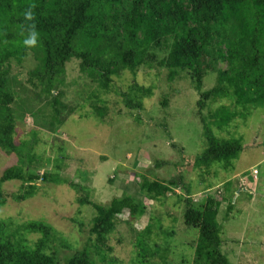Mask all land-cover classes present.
<instances>
[{"label":"rangeland","instance_id":"obj_1","mask_svg":"<svg viewBox=\"0 0 264 264\" xmlns=\"http://www.w3.org/2000/svg\"><path fill=\"white\" fill-rule=\"evenodd\" d=\"M36 64L32 54L21 66L12 62L15 143L21 157L0 149V177L22 158L33 174L51 172L53 177L87 187L88 198L95 203L106 204L124 195L140 200L143 213L134 219L127 213L121 215L109 236L112 250L106 251L107 259L115 264H139L133 244L138 233L147 228L151 231L147 239L151 264H162L159 255L151 257L149 253L151 247L164 246L168 230L173 234L165 252L166 264H193L198 230L183 219L186 186L194 203L208 195L223 200L219 221L222 250L229 260L264 264V106L253 108L248 115H237L221 130L210 127L219 138L241 141L243 149L233 167L213 164L208 169L197 168L194 159L205 150L207 141L198 113L199 93L185 73L171 81L168 70L156 63L153 67L141 65L135 73L120 69L110 88L99 91L97 82L80 70V60L72 58L66 63L65 82L58 91L61 103L55 114L51 96L28 79ZM133 82L143 89L139 108H129L123 96ZM216 82L217 74L208 73L204 90ZM222 104L235 108L229 100L218 98L203 111L207 121H213L212 113ZM141 175L178 181V187L151 200L140 190ZM35 183L31 197L21 201L7 198L0 206V219L16 223L44 220L67 239L73 251L89 245L96 264H105L98 253L102 245L97 247L89 233L95 209L76 202L78 194L66 184ZM2 188L9 196L22 191V182L8 181ZM72 249L62 248L60 258Z\"/></svg>","mask_w":264,"mask_h":264},{"label":"trees","instance_id":"obj_2","mask_svg":"<svg viewBox=\"0 0 264 264\" xmlns=\"http://www.w3.org/2000/svg\"><path fill=\"white\" fill-rule=\"evenodd\" d=\"M31 54L37 64L28 79L44 95L51 96L55 114L61 103L58 91L65 82L66 63L72 58L80 60V70L97 82L99 91L110 88L120 69L135 73L141 65L153 67L156 63L168 70L171 81L185 73L199 93L198 113L207 141L205 150L194 159L195 167H233L243 149L241 141L219 138L210 127L221 130L237 115L242 117L264 106V0H0V149L7 155L21 157L15 143L12 62L21 66ZM221 64L227 67L223 69ZM208 73L217 74V82L204 90ZM142 91L133 82L123 94L129 108L142 107ZM218 98L229 100L235 108L220 105L209 122L203 111ZM20 161L0 177V206L8 197L17 201L31 197L38 180L68 185L78 194L76 202L89 204L96 211L89 233L97 247L98 243L102 245L98 251L101 262L115 264L107 259L106 251L112 250L109 236L124 213L138 218L143 203L132 195L114 197L106 204L95 203L88 198L87 187L53 177L51 172L33 174L29 164H23L22 158ZM13 180L22 182V191L6 196L2 186ZM139 184L151 200L178 187V181L144 175ZM185 192L184 222L198 230L193 264H234L222 250L219 215L223 200L208 195L194 203L186 186ZM172 234L165 232L164 246L151 247L149 255H159L162 264H166L165 252ZM150 235L147 228L135 237L133 247L139 264H151L147 260ZM62 248L72 249L67 239L44 220L16 223L0 219V264L97 263L89 245L72 249L60 258Z\"/></svg>","mask_w":264,"mask_h":264},{"label":"crops","instance_id":"obj_3","mask_svg":"<svg viewBox=\"0 0 264 264\" xmlns=\"http://www.w3.org/2000/svg\"><path fill=\"white\" fill-rule=\"evenodd\" d=\"M244 178V177H243ZM253 178H255L254 176H253ZM245 179V178H244Z\"/></svg>","mask_w":264,"mask_h":264}]
</instances>
